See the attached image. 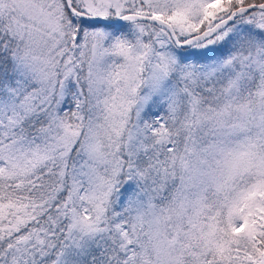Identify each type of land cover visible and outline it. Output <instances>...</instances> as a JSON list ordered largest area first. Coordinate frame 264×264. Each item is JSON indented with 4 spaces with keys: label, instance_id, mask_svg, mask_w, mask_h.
Listing matches in <instances>:
<instances>
[{
    "label": "snow or ice",
    "instance_id": "snow-or-ice-1",
    "mask_svg": "<svg viewBox=\"0 0 264 264\" xmlns=\"http://www.w3.org/2000/svg\"><path fill=\"white\" fill-rule=\"evenodd\" d=\"M0 264H264V0H0Z\"/></svg>",
    "mask_w": 264,
    "mask_h": 264
}]
</instances>
